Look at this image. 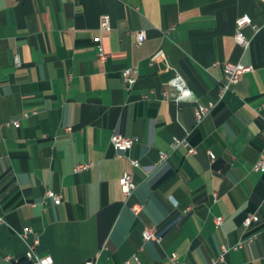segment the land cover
I'll list each match as a JSON object with an SVG mask.
<instances>
[{
  "label": "crops",
  "instance_id": "obj_1",
  "mask_svg": "<svg viewBox=\"0 0 264 264\" xmlns=\"http://www.w3.org/2000/svg\"><path fill=\"white\" fill-rule=\"evenodd\" d=\"M245 14L247 50L233 38ZM103 16L110 30L100 29ZM136 29L146 33L139 46ZM157 51L190 99L163 97L175 72L153 69ZM225 61L252 70L220 100ZM126 67L138 71L131 89ZM194 100L218 102L196 127ZM12 119L20 126L0 128V264L25 256L14 230L26 227L54 264H80L105 244L97 264H172V253L186 264H264V171L253 169L264 159V0H0V122ZM190 130L196 154L172 151ZM115 133L138 138L121 157ZM161 152L168 158L158 164ZM84 162L93 165L74 173ZM124 171L137 185L127 200L117 185ZM46 188L62 193L59 205L40 204ZM249 213L259 215L246 232L255 241L215 261L241 239ZM150 226L160 243L143 239Z\"/></svg>",
  "mask_w": 264,
  "mask_h": 264
},
{
  "label": "built area",
  "instance_id": "obj_2",
  "mask_svg": "<svg viewBox=\"0 0 264 264\" xmlns=\"http://www.w3.org/2000/svg\"><path fill=\"white\" fill-rule=\"evenodd\" d=\"M251 20L248 15H242L236 20L235 32L233 35L234 42L239 45L242 49L247 50L251 44V38L248 37L243 29L246 25L250 24ZM100 29L101 30H110L111 24L110 19L108 16H103L100 19ZM135 36V44L137 46L142 45L146 40V33L143 30L136 29L132 31ZM99 57L102 61H106L108 55L103 51H100ZM15 64L20 65V59L18 56L15 57ZM150 64L156 71H162L166 68H169L175 72V75L167 79L164 84L168 86L167 90H163L162 95L164 98L172 99L177 102H183L190 99L193 96V92L190 87L187 85L185 80L181 77L179 73H177L176 69L171 67L165 60L162 51H157L150 57ZM223 65L225 71V80L221 83L219 87V99L221 100L224 95L232 89V87L238 84L243 76L252 70V66L244 64V63H232L225 61L221 63ZM216 65H219L217 63ZM137 68L135 67H126L122 71V79L126 84L127 89H131L137 79ZM149 93L143 95V98H148ZM195 101L194 107V127L198 126L217 106L218 102L209 101L208 103H202L197 100ZM26 116V114L24 115ZM6 125H13L14 127L20 126L19 119H12L7 123L0 122V128H4ZM68 131L71 128L67 129ZM191 134V130L187 131L186 137L183 139L174 138L171 142V149L172 151L177 150L180 147H184L186 149L187 155H194L197 152V149L192 146L189 142V135ZM111 142L115 149V157H121L129 152L133 146L138 142L137 137H130L124 136L121 134H113L111 136ZM209 155L212 160L215 159V154L212 151H209ZM168 158V154L165 152L160 153V158L158 164L162 163ZM131 165L133 168L141 169L146 175L149 173L150 167L140 162L138 159L130 158ZM92 162H84V163H77L73 167L74 173H81L86 171L92 167ZM254 171H264V159H259L253 167ZM117 185L124 195L125 199L127 200L130 198L137 185L134 180V175L131 171H124V173L118 178ZM63 195L60 191H56L52 188H46L44 194L41 198L40 204L45 205L48 201L52 200L55 205H59L62 202ZM37 203H33L36 205ZM131 210L137 214L140 209L141 205L133 204L130 206ZM259 221V215L256 213H249L243 222V235L239 241L234 244L233 246H222L221 254L215 259V261H223L224 255L229 252L230 250H239L243 248L245 243L252 244L256 237V233L246 234L248 228L251 226L252 223ZM224 222V218L222 216H218L215 218L216 225H221ZM6 219L3 215L0 214V225L6 224ZM14 233L22 239V241L26 245V250L32 252V254L37 256L38 264H54V259L51 255H44L41 256L37 253V246L40 243V235L31 227H26L21 231L14 230ZM30 236L32 238L30 239ZM142 236L145 241L153 240L158 243L161 242L162 237L158 233V228L156 226H150L145 228L142 231ZM108 249V246L105 244L98 255L94 258H90L85 260L80 264H97L99 256L103 253L104 250ZM136 260L138 259L137 256L134 257ZM170 260L172 264H186L184 260H181L177 253H172L170 255ZM5 261L7 263L12 262V256L6 255Z\"/></svg>",
  "mask_w": 264,
  "mask_h": 264
},
{
  "label": "bare ground",
  "instance_id": "obj_3",
  "mask_svg": "<svg viewBox=\"0 0 264 264\" xmlns=\"http://www.w3.org/2000/svg\"><path fill=\"white\" fill-rule=\"evenodd\" d=\"M25 257H26L29 261H31L32 263H34V264H38L37 256L34 255V254H32L31 251L26 250V252H25ZM12 260H13V258H12ZM10 263H12V262H10ZM10 263H9V264H10Z\"/></svg>",
  "mask_w": 264,
  "mask_h": 264
},
{
  "label": "trees",
  "instance_id": "obj_4",
  "mask_svg": "<svg viewBox=\"0 0 264 264\" xmlns=\"http://www.w3.org/2000/svg\"><path fill=\"white\" fill-rule=\"evenodd\" d=\"M10 264H33L31 261H29L25 256L20 259L12 260V263Z\"/></svg>",
  "mask_w": 264,
  "mask_h": 264
}]
</instances>
